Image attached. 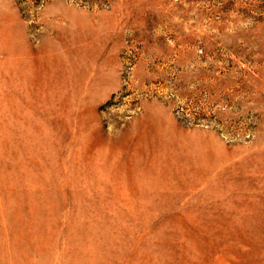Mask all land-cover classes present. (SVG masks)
<instances>
[{"label": "rangeland", "instance_id": "obj_1", "mask_svg": "<svg viewBox=\"0 0 264 264\" xmlns=\"http://www.w3.org/2000/svg\"><path fill=\"white\" fill-rule=\"evenodd\" d=\"M0 264H264V0H0Z\"/></svg>", "mask_w": 264, "mask_h": 264}]
</instances>
